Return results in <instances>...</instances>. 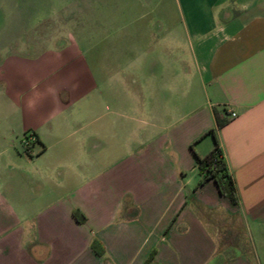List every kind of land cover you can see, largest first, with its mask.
Wrapping results in <instances>:
<instances>
[{
	"label": "crops",
	"instance_id": "crops-1",
	"mask_svg": "<svg viewBox=\"0 0 264 264\" xmlns=\"http://www.w3.org/2000/svg\"><path fill=\"white\" fill-rule=\"evenodd\" d=\"M11 1L0 264H143L152 251L148 264H258L246 243L264 249V0ZM211 129L234 204L197 169Z\"/></svg>",
	"mask_w": 264,
	"mask_h": 264
},
{
	"label": "trees",
	"instance_id": "trees-1",
	"mask_svg": "<svg viewBox=\"0 0 264 264\" xmlns=\"http://www.w3.org/2000/svg\"><path fill=\"white\" fill-rule=\"evenodd\" d=\"M213 115L215 120V129H219L224 125V121L219 120L216 113H213ZM215 129H211L206 133L211 135L214 140L213 150L202 159L196 157L195 162L198 171L203 175L202 181L206 179L213 180L218 193L225 197L231 204H234L235 196L233 187L220 158V152L214 136ZM72 216L77 223H84L85 219L83 215L79 214L77 210L72 211ZM89 246L97 256L101 257L103 255V248L96 240L92 239ZM153 254L154 251L150 252L143 264H148L152 260Z\"/></svg>",
	"mask_w": 264,
	"mask_h": 264
},
{
	"label": "rangeland",
	"instance_id": "rangeland-1",
	"mask_svg": "<svg viewBox=\"0 0 264 264\" xmlns=\"http://www.w3.org/2000/svg\"><path fill=\"white\" fill-rule=\"evenodd\" d=\"M2 1V0H1ZM0 1V3H2ZM16 0H12L10 3H15ZM12 24H14L13 22H11ZM25 25V24H24ZM21 188H12L11 190V194L14 196L13 199H15L16 201H18V197L19 195H25V196H28L25 191H22ZM19 192H21L19 194ZM248 248H249V253H250V258L253 259V261H258V264H264V249H261L258 247V245L256 244V242H252L250 241V243H246Z\"/></svg>",
	"mask_w": 264,
	"mask_h": 264
},
{
	"label": "built area",
	"instance_id": "built-area-1",
	"mask_svg": "<svg viewBox=\"0 0 264 264\" xmlns=\"http://www.w3.org/2000/svg\"><path fill=\"white\" fill-rule=\"evenodd\" d=\"M233 116V115H231ZM20 146H21V149H22V152L27 155V156H31L32 155V147L29 143V141L27 139H23L21 140L20 142Z\"/></svg>",
	"mask_w": 264,
	"mask_h": 264
}]
</instances>
